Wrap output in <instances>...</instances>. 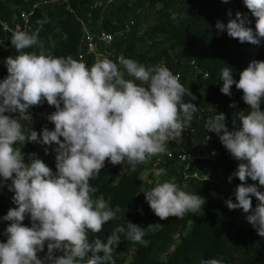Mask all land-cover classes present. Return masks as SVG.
<instances>
[{"label":"clouds","instance_id":"9594fccd","mask_svg":"<svg viewBox=\"0 0 264 264\" xmlns=\"http://www.w3.org/2000/svg\"><path fill=\"white\" fill-rule=\"evenodd\" d=\"M243 4L247 12H237L227 24L216 22L217 34L226 31L241 44L259 46L264 40V0H243ZM249 13L254 29L249 26L253 22ZM227 14L232 15L230 10ZM37 23L42 26L46 21ZM10 43L17 54L4 61L8 75L0 81V187L14 193L16 207L2 217L9 223L4 230L6 242H0V264H116L113 253L121 236L143 244L144 229L129 221L126 228L117 226L102 239L98 234L103 226L122 210L103 198L94 200L98 188L89 181L99 176L106 161L113 166L127 164L134 172L138 165L164 154L167 143L182 139L190 126L198 110L193 103L196 96L191 93V100L185 102L188 93L179 75L164 65L146 67L121 58V70L105 57L88 67L71 56L26 52L42 48L39 28L32 34L14 31ZM125 73L133 79H126ZM220 80L222 94L231 97L235 85L248 106L246 113L239 111L238 126L232 122L230 128L223 112L205 123L207 133H215L238 162L228 177L229 183L234 177L240 181L233 193L235 202L229 197L225 205L230 211L242 210L264 237V61L251 60L239 72L238 81L227 65ZM45 101L55 108L46 114L54 129L45 126L38 133L20 119L32 118L30 109ZM229 107L237 106L232 102ZM26 143L47 146L46 155L51 148L55 171L36 153L26 163L22 152ZM165 174L166 169H155V186L144 192L150 209L160 220L183 218L187 213L197 216L206 199L182 190L174 179L161 182ZM249 179L256 183H248ZM26 216L30 226L23 223ZM45 247L41 258L38 253ZM200 264L221 262L213 258Z\"/></svg>","mask_w":264,"mask_h":264},{"label":"trees","instance_id":"16d2710c","mask_svg":"<svg viewBox=\"0 0 264 264\" xmlns=\"http://www.w3.org/2000/svg\"><path fill=\"white\" fill-rule=\"evenodd\" d=\"M95 3L100 5L95 6ZM17 5L15 0H0L1 19L10 22ZM23 7L29 12L31 34L39 28L42 44V48L25 49L26 52L39 54L43 51L45 55L55 57L71 56L91 67L95 61L90 55L79 58L80 50L84 49L81 40L85 23L92 32L104 30L114 34L112 46L123 58L136 60L146 67L164 65L174 75L179 73L180 83L188 93L183 100L189 102L192 93L196 96L193 103L198 106L191 121L195 134L186 139L185 147L193 152L214 151L213 171L218 169L228 181L238 162L232 159L216 134L212 141H204L207 133L205 123L216 112H223L227 115L230 128L232 122L239 125V111L246 113L248 106L242 100V91L237 90L235 85L232 86L231 97L221 93V70L227 65L232 67L233 77L238 81L239 72L251 60L264 61V40L259 46L241 44L228 37L226 31L217 34V21L227 24L237 12L248 11L243 0H229L228 3L222 0H66L60 3L38 0L32 10L29 6ZM229 10L231 17L227 14ZM249 17L253 20L249 26L254 29L255 20L250 13ZM37 21L46 23L41 26ZM126 25H129L128 30H125ZM119 31H123L122 35H115ZM11 34L4 32L0 26V81L8 75L4 61L17 54L10 43ZM235 44L238 48L234 47ZM119 68L123 70L122 65ZM125 78L133 79L126 73ZM232 102L236 103L235 109L229 107ZM214 103H218V108L213 110V114L203 115L200 107L212 110ZM261 109L264 110V103ZM53 111L55 108L45 101L43 105L30 109L32 118L28 121L17 118L39 133L45 127L40 116L46 117ZM49 125L54 129L53 124L49 122ZM45 147L26 143L22 148L25 162L31 160L32 153H36L55 171V156L50 149L46 155ZM154 158L138 165L134 172L129 170L127 164L113 166L106 161L99 176L89 181L98 188L93 194L94 200L103 198L111 207L119 206L122 210L117 214V219L103 226V231L98 234L102 239L117 226L126 228L129 221L144 229L143 244L121 236L122 242L113 253L116 264H200L201 260L213 258L221 264H264V242L253 229L237 225L238 210L230 211L225 205L229 197L235 202L233 193L240 183L238 178L234 177L231 183L228 182L230 188L222 185L217 177L203 181L189 178L185 186H182V177L176 178L182 190L197 193L206 199V203L197 216L187 213L183 218L160 220L144 196V192L151 190L157 180L152 170ZM159 168L166 169L167 177L174 174V170H169L172 166L167 168L166 163L158 165ZM165 176L159 178L161 182ZM13 195L7 186L0 187V242H6L4 230L9 223L3 221L2 217L9 208L16 207L12 202ZM139 209L143 210V214ZM23 223L30 226V217L26 216ZM151 225L155 227L149 230ZM89 238H93L92 233H89ZM46 251L45 247V251L38 255L43 258Z\"/></svg>","mask_w":264,"mask_h":264},{"label":"built area","instance_id":"2783aa9c","mask_svg":"<svg viewBox=\"0 0 264 264\" xmlns=\"http://www.w3.org/2000/svg\"><path fill=\"white\" fill-rule=\"evenodd\" d=\"M18 5L15 7L14 16L9 21L2 20L0 16V26L2 30L6 33H13L14 31H25L29 34L32 32V25L29 20V12L23 7V5L29 6L31 10L37 6L38 0H15ZM37 1V2H36ZM48 2H66V0H41ZM99 3H95L94 5H98ZM100 5V4H99ZM30 10V11H31ZM132 24V22H130ZM129 25L125 26V30H128ZM83 39L81 42L84 45V49H81L79 52V58L82 59L86 55H90L94 61L96 62L98 59L108 58L116 60L118 67L120 65L119 60L122 55L116 52V49L112 46V42L114 39V34L100 30L98 32H92L88 26L83 24ZM123 31H119L115 35H122ZM196 70V69H194ZM176 75L180 74L177 73ZM200 107V106H199ZM207 107H200L203 115L210 116L213 114V110L218 108V103H214L212 106V110L204 109ZM211 109V108H210ZM195 134V128L191 125L184 130L182 134V139L169 141L166 145V152L164 154L155 156L152 170L157 169V166L161 163H166L167 168H172L169 170H174V174L171 177L165 176L163 181L175 180L178 177H182V186H185L186 180L189 178L197 179V180H206L207 176L209 177L207 180L214 179L219 172L218 169L213 171V167L215 165V153L214 151L210 152H193L192 150L186 149V139L189 137H193ZM207 136L210 139H207ZM215 136V133H206L204 141H212ZM235 171V169H234ZM173 173V172H172Z\"/></svg>","mask_w":264,"mask_h":264},{"label":"rangeland","instance_id":"374dc122","mask_svg":"<svg viewBox=\"0 0 264 264\" xmlns=\"http://www.w3.org/2000/svg\"><path fill=\"white\" fill-rule=\"evenodd\" d=\"M234 47H235V48H238L237 44H235ZM174 54H175V53H174ZM27 121H28V119H27ZM40 121L42 122V124H43L44 126L48 127L49 130H52V128H51V126L49 125V122H48V120L46 119L45 116L41 115V116H40ZM52 147H55V145H53ZM50 151H51V153L55 156V154L52 152L51 148H50ZM216 175H217L216 177L218 178V181H219L222 185H224V186L227 187V188H230V187H229V184H228V181H227V179H226V177L224 176V174H223L221 171H219ZM249 181H250V183H256V182L251 181L250 179H249ZM261 190L264 191V188H262ZM252 200H254V201H255V204H256L255 197H253ZM253 207H255V205H253ZM245 216H246V214L243 213L242 210H238V211H237V225H239V226H243V227H246V228H249V229H253V230L256 232V230L252 227V225L249 224V223L247 222V220L245 219ZM155 225H158V224H155ZM154 227H155L154 225H151V226H149L148 229H149V230H152V229H154ZM257 235H258V234H257ZM258 236H259V235H258ZM259 238L264 242V237H260V236H259ZM263 254H264V247H263Z\"/></svg>","mask_w":264,"mask_h":264}]
</instances>
